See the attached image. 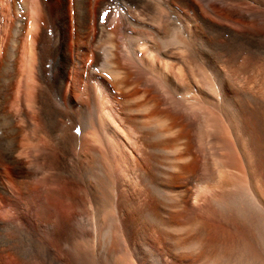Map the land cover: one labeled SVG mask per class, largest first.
Returning a JSON list of instances; mask_svg holds the SVG:
<instances>
[{
    "label": "bare ground",
    "instance_id": "obj_1",
    "mask_svg": "<svg viewBox=\"0 0 264 264\" xmlns=\"http://www.w3.org/2000/svg\"><path fill=\"white\" fill-rule=\"evenodd\" d=\"M8 202L32 264H264V0H0Z\"/></svg>",
    "mask_w": 264,
    "mask_h": 264
},
{
    "label": "rangeland",
    "instance_id": "obj_2",
    "mask_svg": "<svg viewBox=\"0 0 264 264\" xmlns=\"http://www.w3.org/2000/svg\"><path fill=\"white\" fill-rule=\"evenodd\" d=\"M54 66H55V62L52 60ZM52 64V65H53ZM22 66H23V63H22ZM50 67V66H49ZM24 90H26V84L24 86ZM77 110H79L82 105L81 104H78L77 106ZM78 129H76L75 131L77 132ZM31 143V142H29ZM65 202L67 204H69L70 202L69 201H66ZM1 204V203H0ZM8 205V206H7ZM6 206L3 207H0V209L2 211H0V264H6L4 262H7V264H10V262H12L11 264L15 263V264H28L31 260H32V257H30L31 253L34 252V249H35V245L33 242L29 241L26 236H22V235H15L12 236L11 234H13V231H11L10 228H13V223L16 224L15 226H17V223H24V219H20L19 221H13V217L16 216L18 213H19V209L17 211V209H13L12 212L10 213V202H8ZM8 211V212H7ZM17 211V212H16ZM11 217V218H10ZM17 218V217H14V219ZM12 223V224H11ZM10 224H11V227H10ZM12 236V237H11ZM15 236H17L18 238H16ZM16 239H15V238ZM12 239V240H11ZM15 239V240H14ZM18 240V241H16ZM14 241L15 243L17 244H14ZM11 242V243H10ZM13 242V243H12ZM11 244V245H10ZM14 244V245H13ZM22 247L21 249H19V246ZM18 250H20V252H16L15 250L12 251L10 250V247L12 249V247H14ZM17 246V247H16ZM22 250V251H21ZM14 252L17 254H14ZM30 252V253H29ZM29 255H28V254ZM22 254V256H21ZM12 255V256H11ZM10 256H11V259L10 260ZM14 256H16L18 259L21 257L20 260H17V258L15 259L17 262H15L14 260ZM26 258H25V257ZM29 256V257H28ZM24 257V258H23ZM22 258L24 260H22ZM22 260V262H20ZM33 261V260H32ZM30 262V264H32L33 262ZM28 262V263H27Z\"/></svg>",
    "mask_w": 264,
    "mask_h": 264
}]
</instances>
